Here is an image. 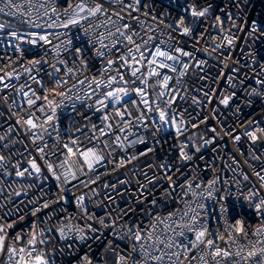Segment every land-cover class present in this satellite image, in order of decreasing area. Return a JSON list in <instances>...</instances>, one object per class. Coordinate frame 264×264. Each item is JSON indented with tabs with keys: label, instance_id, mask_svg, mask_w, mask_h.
<instances>
[{
	"label": "built area",
	"instance_id": "1",
	"mask_svg": "<svg viewBox=\"0 0 264 264\" xmlns=\"http://www.w3.org/2000/svg\"><path fill=\"white\" fill-rule=\"evenodd\" d=\"M40 2L45 3L46 7L41 9L39 3L34 2L32 8H28L25 0H18L20 13L15 16L7 11L0 13V24L5 25L0 29V76L4 77L0 81V137L4 138L0 140V155L6 157L5 167L0 170V217H5L8 223L15 222L9 229V235L27 233L34 224H38L40 228L52 229L45 232L48 243L44 250L55 257V264H88V261L91 264H117L118 254L127 255L133 243L131 238L120 239L129 227L138 225L146 234L155 227L152 221L156 216L166 218L169 213L187 210L188 204L195 208L198 200L205 206L197 210L207 222L209 231L224 236V240H218L217 245L232 251L244 247L243 254L247 255L251 250L250 241L264 240V236L255 235L257 229L264 227V218L249 206L250 202L242 198L250 191L258 190L259 198L264 199V183L256 175L258 172L264 175V133L259 131L264 128V84L258 83L264 81V0H200L203 5H211L210 14L195 26L191 36L166 27L171 19L165 13L170 14L172 19L180 15L171 0H141L142 5L150 7L142 6L133 15L145 22V29L149 25L159 26V30L148 35H154L157 42L163 40L194 55L193 60L182 57L192 66L180 84V95L184 99L178 98L172 106L177 120L184 121V130L177 135L175 125L157 131V126L151 123L147 128L134 123L130 129L120 133L114 125L113 132L121 139L127 136L128 141L142 139L144 143L129 146L125 141L123 149L117 147L109 155L110 149L104 148L102 142L115 140L113 133L100 137V142H85L87 147L97 146L105 159L95 167V171L84 167L81 172L82 165L73 166L77 178H69L67 183L61 175L67 166L59 167L64 157L52 148L56 134L59 132L61 143H64L69 137L83 139V134L92 135L94 124L103 126V112L95 110L99 105L94 102L109 89L102 87L92 95L95 84L90 88L89 82L115 74V68L119 65H115L111 73L103 74L106 60L95 55L100 45L97 43L91 47L86 43L88 37L83 30L88 29L89 25H93L90 33L106 35L107 29L95 27L104 20L103 16L82 21L79 26L63 28L59 25L68 19L64 15V7L69 0ZM71 2L78 3L79 0ZM0 7L4 5L0 4ZM53 7L57 9L56 13L51 11ZM45 12L48 14L45 15ZM145 13L149 15L145 16ZM153 16L157 20H152ZM128 19L131 23V18ZM160 20L164 23L160 24ZM134 27L141 31L140 25L134 24ZM12 32L24 39L10 35ZM49 33L51 44L38 41L33 45L27 42L37 38L32 34L43 36ZM225 37L233 39V43L227 45ZM69 40L71 44H68ZM105 43L111 44L113 41L105 40ZM76 49H80L81 54L78 55ZM116 56L117 53L113 52L107 59H116ZM35 60L41 63H33ZM84 61L87 67L83 66ZM196 61L205 62L202 69L195 66ZM68 69H72L71 74ZM6 73L12 75L7 76ZM51 73L66 81L55 91L71 90V99L57 97V100H63V105L56 112L55 130L48 127V132H44L42 128H37L30 133L26 125L17 121L21 116L35 113L32 118L38 124H43L49 113H42L38 108L44 103V89L53 90ZM169 74L178 77V73ZM125 79L129 80V88L137 86L131 84L128 75ZM80 80L86 82L78 84ZM158 91L149 89L150 101L155 99ZM33 92L41 100L28 107L27 99L35 98ZM205 93H208L207 97ZM77 96L82 99L77 100ZM225 97H231L227 105L221 103ZM132 98L138 99L135 95ZM194 100L199 103H194ZM160 106L164 107L163 104ZM149 115L155 119V113ZM253 121L256 123L253 124ZM251 131H256L257 140L253 141L246 134ZM34 135H43L44 138L34 142ZM95 135L99 137V132H95ZM237 135L240 136L239 141L233 139ZM206 140L212 142L204 144ZM44 144L56 154L50 155L46 149L41 158L37 148ZM184 144H187L184 151L191 156L187 161L180 156V148ZM197 147L199 151H196ZM142 152L147 154L139 155ZM125 156L137 158L114 168L112 162ZM31 160L36 161L41 172L37 174L32 170L31 176L17 177L16 166H19V170L29 168ZM49 163L55 166L61 180H56L49 172ZM212 181L215 184L210 198L206 187ZM189 182L193 190L202 193V196L196 200L183 197L187 203H182L180 186H186ZM170 185H174V191ZM17 192L21 193L18 197L15 195ZM166 192L171 194L165 196ZM81 195L84 196L86 213L77 203ZM153 200L156 201L155 205L151 203ZM45 203L49 205L47 208L43 207ZM37 208L40 211L37 212ZM128 208L132 211L122 215L121 210ZM149 210L152 215H149ZM6 213L11 215L5 216ZM101 217L105 218L108 227L99 222ZM234 221H243L248 235H234L235 244L230 245L228 234L232 232L230 225ZM168 223L165 219L164 225L157 228L159 239H163L160 233ZM89 224L95 231H88ZM59 228L65 229L63 238L57 231ZM85 233L88 238L80 240L79 236ZM186 237L185 242L193 239L190 233H186ZM148 243L153 245L149 250L155 254L157 242L153 240ZM110 244L114 250L109 249ZM200 248L185 255L179 264H203ZM207 251L210 250L205 249ZM139 258L133 254L127 264ZM205 258L207 264H216L210 257ZM234 259L238 258H217L220 264H232ZM6 261L7 257L0 255V264H6ZM162 264H170L167 257Z\"/></svg>",
	"mask_w": 264,
	"mask_h": 264
},
{
	"label": "snow or ice",
	"instance_id": "2",
	"mask_svg": "<svg viewBox=\"0 0 264 264\" xmlns=\"http://www.w3.org/2000/svg\"><path fill=\"white\" fill-rule=\"evenodd\" d=\"M25 2L28 8H32L34 2L39 3L41 9L46 7V4L40 2V0H25ZM171 2L177 6L180 15L179 18L172 19L170 14L165 13V16L171 19V23L167 24L166 27L171 31L180 32L182 35L191 36L195 26L202 20H206L207 16L210 14L211 5H203L200 3V0H171ZM0 4L4 5V7H0V13L7 11L9 15L15 16L21 11V5L18 3V0H0ZM142 6L150 7L149 5H142L141 0H79L78 3H73L69 0L64 7V15L67 16L68 19L59 25L63 28L79 26L82 21H86L90 18L104 17L101 24L95 27L107 29L106 35L103 33H90V29L93 28V25H89L88 29L83 30L88 37L86 43L91 47H95L97 43L100 45L95 55L106 60V64L102 70L103 74L111 73L114 66L119 65L115 68V74L107 75L106 79H93L89 82L90 88L92 84H95L92 95H95L96 90L102 87H107L109 89L103 93L102 98L94 102L96 105H99L95 110L103 112L101 116L103 126L98 127L94 124L92 125V135L83 134V139L69 137L64 143H61L59 132L56 134L52 148L64 157L59 167L65 168V166H67V170L61 174L65 183L68 182L69 178H77L76 172L72 170L73 166L82 165L83 167L80 169L81 172H83L84 167L89 171H95V167L99 165L105 157L100 154L97 146L87 147L85 142L91 143L94 140L100 142V137H106L109 133L115 135L113 132L114 125L120 133H124L127 129H130L134 123L140 124L145 128L151 123L157 126V131H163L167 126L175 125L177 135L182 134L184 130L182 128L184 121L182 119L177 120V115L173 112L172 106L178 98L181 100L184 99V97L180 95V84L182 78L187 74L190 66H192L188 61L183 60L182 57H188L189 60H193L194 55L174 44H166L163 40L157 42L154 35H148L149 32L154 33L159 30V26L149 25L147 29L144 28L145 22L141 21L139 16L133 15V13L139 12ZM51 11L56 13L57 9L53 7ZM47 14L48 13L45 12V15ZM147 15H149V13H145V16ZM129 17L131 18V23L129 22ZM152 20H157V17L153 16ZM159 23L163 24L164 21L160 20ZM134 24L140 25L141 31H137ZM36 26L39 27V25ZM4 27L5 25L0 24V29ZM10 35L15 36L17 39H24L23 37L17 36L15 32L10 33ZM32 35L37 36V38L28 40V43L35 45L38 41H43L45 44H51V40L48 39V35H51L50 33L43 36H39L38 34ZM57 38H59V34H57ZM224 39L227 45L233 43V39L227 37ZM105 40H111L113 43L106 44ZM68 44H71V40L68 41ZM162 45L166 46L162 47ZM122 46L123 51L121 50ZM113 52L117 53L116 59H107ZM76 53L78 55L81 54V50L76 49ZM33 63L39 64L41 61L35 60ZM61 63H63V61H61ZM204 63V61H196L195 66L201 67L202 69ZM177 65H179V68ZM83 66L87 67L86 61L83 62ZM67 71L69 74L72 73V69H68ZM169 73H178V77L170 75ZM6 75L11 76L12 73H6ZM49 75L53 79V90L49 91L47 88L44 89L46 93L44 103L38 108L42 113L45 111L49 113L46 115L43 124H38L36 120L32 118L35 113H29L27 117L21 116L17 121L18 124L22 123L26 125L30 133L37 128H42L44 132H48V127L55 130V121L57 119L56 112L57 109L63 105V100H57V97H68L71 99L69 96L71 90L55 91L57 87H62L66 81L60 80L55 73ZM126 75L129 76L131 84L137 85L136 87L129 88V80L125 79ZM3 79L4 77L0 76V81ZM150 80L152 81L151 84L149 83ZM229 80H231V78H229ZM173 81L174 83H170ZM85 82V80H80L77 83L84 84ZM258 83L264 84V81H258ZM113 85L117 86L113 87ZM4 86L8 87V85ZM73 88H76V85H73ZM149 89L153 91L159 89L155 99L151 101L149 99ZM133 95L138 99L134 100L132 98ZM33 96L35 97L34 99H27L28 107L36 105L37 101L41 100V97L36 96L34 92ZM205 96L207 97L208 93H205ZM76 99L81 100L82 98L77 96ZM230 99L231 97H225L221 103L227 105ZM194 103H199V101L194 100ZM161 104L164 105L163 108H161ZM141 105L143 107H141ZM89 107L92 106L89 105ZM109 108L114 109V111L108 112L107 110ZM152 113L156 114L155 119L151 118L149 115ZM255 123L256 122L253 121V124ZM76 131L79 132L81 130L76 129ZM97 131L99 132V137L95 135ZM212 131L215 132V129L213 128ZM259 131L264 133V128H260ZM48 134L51 135V133ZM246 134L253 141L258 139L256 131L247 132ZM43 138V135H34L33 140L35 142L36 139L43 140ZM3 139V137H0V140ZM233 139L239 141L240 136L237 135L233 137ZM125 141H128L127 136L121 139L120 135H115V140L111 142L103 141L102 143L104 148L110 149L108 154L111 155L112 152H115L117 147L123 149L125 147ZM211 142V140H206L204 144ZM140 143H144V140L137 139L128 141L129 146ZM185 147H187V144L181 146L180 156L183 160L187 161L191 159V156L184 151ZM46 149L49 150L50 155L56 154L47 144H44L42 147L37 148V151L41 153V158H43ZM147 151H151V149ZM196 151H199V147L196 148ZM146 154L147 152H142L139 155ZM136 158L137 156L120 157L119 160L112 162L113 167H122ZM5 160L6 157L0 155V170L5 167ZM29 165V168H24L23 170H19V166L17 165L16 167L18 170H16L15 175L17 177H23L26 174L31 176L33 175L32 170L37 174L41 172L35 160L29 161ZM161 167L167 166L162 165ZM47 168L56 180H61V175H57L56 168L52 163H49ZM256 175L261 182L264 183V175H261L259 172L256 173ZM244 179L247 180L248 177L245 176ZM214 184L215 181H212L206 187V191L210 198L212 196ZM169 187L174 191V185H170ZM180 187L182 189V203H187L183 197L196 200V198L202 196V193L193 190L191 182L186 186ZM196 187L199 188L200 185L197 184ZM170 194L171 193L166 192L165 196ZM15 195L18 197L21 193L17 192ZM242 198L250 202L249 206L254 208V210L264 218V199L259 198L258 190L250 191L247 196H242ZM83 201V195L77 198V203L81 205V208L86 213L87 210L83 206ZM151 203L155 205L156 201L153 200ZM48 206L47 203L43 205L44 208ZM204 207L205 206L198 203L197 200L195 208L192 207L191 204H188L187 210L169 213L166 218L156 216L152 221L155 227L146 234L145 230L138 225L129 227L125 235L120 237V239L131 238L133 243L127 255L118 254L117 264H127L133 254L140 258L132 260V264H153V262H155V264H162L165 257H167L170 264H179L185 255L194 249L200 248L201 245L204 246L200 248L202 253L200 260L203 264H207L206 256L210 257L216 264H220L217 258L233 257L238 259H234L232 264H264V240H257L256 242L250 241L249 246L251 250L247 252V255L243 254L244 247H240L236 251L220 248L217 245V241L224 240V236H218L209 231L207 222L202 219L201 212L197 210L204 209ZM224 210L226 209H222V211ZM36 211H40V208H37ZM131 211V208L122 209L121 214L127 215ZM8 215H11V213L5 214V216ZM149 215H152L151 210H149ZM89 218L91 219L92 217ZM165 219H167L169 223L166 227H163L160 233L163 235V239H159L156 235L157 228L164 225ZM0 221H4L0 222V255L7 257L6 264H55V257L44 250V246L48 243L45 239V232H51V228L43 229L40 228L38 224H34L33 228L27 233L21 232L15 236H10L9 229L14 226L15 222L8 223L5 221V217H0ZM99 222L104 225V227H108V225L105 224L104 217L99 218ZM230 227L232 229V232L228 234V243L230 245L235 244L234 235H248L245 231L243 221H234ZM177 229H179V231ZM57 231L63 238L65 229L59 228ZM80 231L83 232L82 229ZM88 231H95L90 224L88 225ZM169 232L172 233L171 236L168 235ZM186 233L192 234L193 239L185 242L187 239ZM255 235L264 236V227L257 229ZM87 238L86 233L79 236L80 240H85ZM153 240H155L158 245L155 254L149 250L153 245L149 244L148 241ZM257 244L260 246L257 247ZM109 249L114 250L111 244L109 245ZM164 249H166V251ZM205 249L210 251L205 252ZM88 264H91V262L88 261Z\"/></svg>",
	"mask_w": 264,
	"mask_h": 264
}]
</instances>
